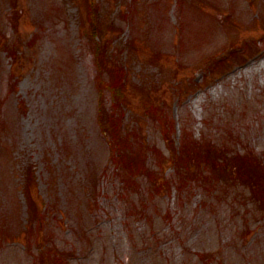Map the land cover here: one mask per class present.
I'll return each mask as SVG.
<instances>
[{"label": "rangeland", "instance_id": "374dc122", "mask_svg": "<svg viewBox=\"0 0 264 264\" xmlns=\"http://www.w3.org/2000/svg\"><path fill=\"white\" fill-rule=\"evenodd\" d=\"M262 31L264 0H0V264H264V54L203 78Z\"/></svg>", "mask_w": 264, "mask_h": 264}, {"label": "trees", "instance_id": "16d2710c", "mask_svg": "<svg viewBox=\"0 0 264 264\" xmlns=\"http://www.w3.org/2000/svg\"><path fill=\"white\" fill-rule=\"evenodd\" d=\"M190 155H191V152H190V151H185V158H186V159H188V158L190 157ZM223 156H224V155H223ZM223 156H220V155H219V157H217V160H216L215 162H216V163H217V162H218V163L223 162L224 159H226V157L223 158ZM243 158H244V156H243ZM235 169H237V168H235ZM247 182L250 183L249 185H250L251 187H253V183H252L250 180H247ZM251 183H252V184H251Z\"/></svg>", "mask_w": 264, "mask_h": 264}]
</instances>
